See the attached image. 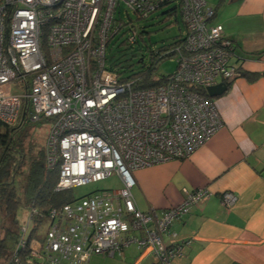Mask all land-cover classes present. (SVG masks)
Here are the masks:
<instances>
[{"label":"built area","instance_id":"obj_1","mask_svg":"<svg viewBox=\"0 0 264 264\" xmlns=\"http://www.w3.org/2000/svg\"><path fill=\"white\" fill-rule=\"evenodd\" d=\"M159 9L179 15L180 43L163 52L176 66L160 85L133 89L106 64V47L118 34L133 46L142 33L132 17ZM213 16L206 0H0V123L49 121L43 148L47 169L58 167L55 190L113 173L123 183L51 209L42 240L28 241L20 226L8 264H87L131 243L150 250L152 264L182 255V245L164 235L210 191L184 188L180 203L142 211L132 171L188 158L221 127L213 100L196 88L229 84L240 71L222 25L209 23ZM221 201L230 206L235 196L225 191Z\"/></svg>","mask_w":264,"mask_h":264},{"label":"crops","instance_id":"obj_2","mask_svg":"<svg viewBox=\"0 0 264 264\" xmlns=\"http://www.w3.org/2000/svg\"><path fill=\"white\" fill-rule=\"evenodd\" d=\"M206 1L214 9L209 23L222 25L234 46L230 63L240 71L211 98L222 125L188 158L133 170L131 193L138 209L161 211L180 203L184 188L210 191L165 233L166 243L182 245L173 264H264V0ZM225 191L235 196L230 206L222 204ZM23 225L28 235L33 225ZM0 257V264H8ZM153 261L150 250L131 243L120 253L92 255L87 264Z\"/></svg>","mask_w":264,"mask_h":264},{"label":"trees","instance_id":"obj_3","mask_svg":"<svg viewBox=\"0 0 264 264\" xmlns=\"http://www.w3.org/2000/svg\"><path fill=\"white\" fill-rule=\"evenodd\" d=\"M144 31H140L143 33ZM181 35L176 36L168 44H162L156 49H150V64L143 68L141 65L133 69L131 66L123 65L110 67L117 69L123 81H131L133 89L156 87L166 81V75L154 76L155 65L165 57L163 52L177 46L180 43ZM142 62V56L137 63ZM142 67V68H141ZM249 79H253L254 73H244ZM199 92L206 95L203 89ZM25 113L20 119L25 118ZM22 125L14 127L0 123V206L3 216L10 220V224L4 226V232L0 238V256L6 257L9 261L12 250H14L19 239V224L17 211L20 207H26L33 219V227L28 234L27 240L35 237L37 225L47 219L51 209L60 207L62 204L75 199L72 188L55 190L58 180V167L47 169L45 165L44 148L40 146L37 151L34 144L24 146V139L27 133L18 132ZM6 224V223H4ZM25 253H21V260L24 261Z\"/></svg>","mask_w":264,"mask_h":264},{"label":"rangeland","instance_id":"obj_4","mask_svg":"<svg viewBox=\"0 0 264 264\" xmlns=\"http://www.w3.org/2000/svg\"><path fill=\"white\" fill-rule=\"evenodd\" d=\"M132 18L134 23L139 27V31L142 30L144 32L139 36L138 41L133 46L127 44L122 35L118 34L112 38L105 51V62L107 65L111 64L115 67L123 65L125 68L131 66L133 69L141 65L145 68L150 64V49H156L162 44H168L176 36L181 35L182 27L179 22V15L167 17L163 13V9L157 10L147 19L135 20L134 17ZM141 56L142 62L137 63ZM175 66L176 61L174 58L169 56L165 57L155 65L154 76L166 75L172 72ZM49 126V121L44 119L23 123L18 132L24 131L27 133V137L24 139V146L34 144V151H37L45 142ZM122 185V180L116 173H113L104 179L72 188V194L75 199H79L94 191L118 189ZM29 214L30 212L26 207H20L17 211L18 224H27L28 227L32 226L34 221ZM3 215L0 206V238L3 235L4 226L8 225V222L10 224V220H6ZM47 228L48 219H44L37 225L35 237L42 239Z\"/></svg>","mask_w":264,"mask_h":264},{"label":"water","instance_id":"obj_5","mask_svg":"<svg viewBox=\"0 0 264 264\" xmlns=\"http://www.w3.org/2000/svg\"><path fill=\"white\" fill-rule=\"evenodd\" d=\"M228 88V84L223 82L217 83L215 85L206 88V93L209 97H216L224 93Z\"/></svg>","mask_w":264,"mask_h":264}]
</instances>
